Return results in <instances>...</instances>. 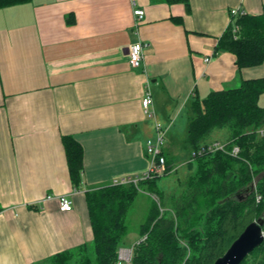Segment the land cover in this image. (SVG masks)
I'll return each instance as SVG.
<instances>
[{"label":"crops","instance_id":"1","mask_svg":"<svg viewBox=\"0 0 264 264\" xmlns=\"http://www.w3.org/2000/svg\"><path fill=\"white\" fill-rule=\"evenodd\" d=\"M237 7L260 14L264 0H190L189 8L31 0L0 9V264H43L92 241L86 191L143 176L157 123L174 135L193 96L264 77V62L239 69L234 54H215ZM136 8L145 11L137 25ZM136 41L144 62L133 68L128 51ZM147 91L153 116L142 105ZM65 135L83 147L81 188L71 183ZM48 195L68 196L73 209L62 211Z\"/></svg>","mask_w":264,"mask_h":264},{"label":"trees","instance_id":"2","mask_svg":"<svg viewBox=\"0 0 264 264\" xmlns=\"http://www.w3.org/2000/svg\"><path fill=\"white\" fill-rule=\"evenodd\" d=\"M30 1L0 0V9ZM165 1L190 7V0ZM221 51L234 54L239 69L262 64L264 11L231 15L215 54ZM263 94L264 77L243 80L236 88L212 91L205 98L193 96L181 150L172 155L162 151L167 159L166 172L137 185L110 183L87 190L92 241L57 252L43 264H118L119 249L125 246L129 232L127 216L140 188L158 195L159 201L154 199L140 225L132 264H214L247 225L264 218V135L259 133L264 128V105L259 102ZM217 131H226L222 141H212ZM215 142L225 143L226 150L214 149ZM63 143L71 183L81 188L83 147L72 135L63 136ZM235 146L240 148L238 155L231 153ZM180 162L190 172L185 189L170 196V214L162 210L166 193L158 183ZM241 264H264V243Z\"/></svg>","mask_w":264,"mask_h":264},{"label":"built area","instance_id":"3","mask_svg":"<svg viewBox=\"0 0 264 264\" xmlns=\"http://www.w3.org/2000/svg\"><path fill=\"white\" fill-rule=\"evenodd\" d=\"M135 16L136 20L135 23L136 25L140 20L143 19L145 11L140 8H136L135 11ZM246 11L242 8H233L231 10V15L232 16H238L245 14ZM236 30L238 27L235 28ZM128 60L129 64L133 68H138L140 67L143 62H144V44L142 41H136L132 43L129 47L128 51ZM212 60V57H207L205 61L209 63ZM152 94L150 91H147L143 101V109L144 112L147 115L153 116L154 111L151 110L150 105L152 104ZM156 132H157V138L156 139H149L147 142V149L148 153L152 155L151 159V164L149 170L143 175V176H129L125 177L119 180L114 181L116 184H139V182L145 178L151 177L155 174L158 175H163L166 172V163L167 159L166 157L162 154L163 148L162 145L164 144L165 141V135H166V130L163 127L161 123H157L156 125ZM259 133L264 135V128L259 129ZM214 149H222L226 150V144L222 142H215L213 144ZM240 151V148L238 146L233 147L231 153L233 155H238ZM50 199H57L59 202L60 209L62 211H71L73 209V201L66 195H60V196H53V195H48L46 197V200ZM258 201L260 200V196H258ZM158 200V199H156ZM133 249L134 247H126L122 246L119 249V256H118V264H132L133 260Z\"/></svg>","mask_w":264,"mask_h":264},{"label":"rangeland","instance_id":"4","mask_svg":"<svg viewBox=\"0 0 264 264\" xmlns=\"http://www.w3.org/2000/svg\"><path fill=\"white\" fill-rule=\"evenodd\" d=\"M260 104L264 105V94L260 98ZM189 112L182 113L184 124L180 126V129L174 134V135H165V141L162 145L163 150H167V147L169 146V149L171 150V147L180 149L182 143L187 135L188 130V121H189ZM173 137V143L169 140H167L170 137ZM153 140L157 138V133H155L151 137ZM224 139V138H223ZM169 141V142H168ZM172 143V144H171ZM179 153V152H178ZM172 155V154H171ZM150 158L152 159V155H150ZM174 169L167 175L163 176V178L159 181V186L164 190L166 193L164 203L162 210L170 212V214L173 213V208L171 205V198L170 196L172 193L180 192L183 189H185V181L187 179L188 173L190 172L187 168V165L184 162H180L174 165ZM257 179L254 181V186L256 187ZM141 193L137 196L135 199V202L133 203L129 214L127 216V222L129 225V232L127 236L125 237V246L126 247H134L135 243L138 242L140 239V225L146 220L147 215L149 213L150 207L152 206L154 199H158L156 195L150 193L148 190H143L140 188ZM91 242V241H87ZM49 257V256H48ZM47 257V258H48Z\"/></svg>","mask_w":264,"mask_h":264},{"label":"water","instance_id":"5","mask_svg":"<svg viewBox=\"0 0 264 264\" xmlns=\"http://www.w3.org/2000/svg\"><path fill=\"white\" fill-rule=\"evenodd\" d=\"M254 186L247 188L251 190ZM264 243V218L260 217L246 226L225 254L214 264H241L256 248Z\"/></svg>","mask_w":264,"mask_h":264}]
</instances>
